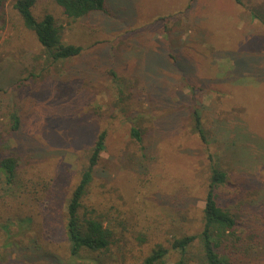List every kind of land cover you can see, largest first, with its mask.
Masks as SVG:
<instances>
[{
	"label": "rangeland",
	"instance_id": "1",
	"mask_svg": "<svg viewBox=\"0 0 264 264\" xmlns=\"http://www.w3.org/2000/svg\"><path fill=\"white\" fill-rule=\"evenodd\" d=\"M12 3L0 2V153L17 158L19 181L0 176V264H141L156 243L199 232L212 166L226 174L218 199L242 225V264H264V0H105L107 13L75 20L35 0L33 16L51 14L62 41L82 48L53 62ZM12 111L21 125L10 135ZM101 131L84 204L114 243L73 261L65 199ZM50 183L52 207L41 201ZM194 246L187 264H202Z\"/></svg>",
	"mask_w": 264,
	"mask_h": 264
},
{
	"label": "trees",
	"instance_id": "2",
	"mask_svg": "<svg viewBox=\"0 0 264 264\" xmlns=\"http://www.w3.org/2000/svg\"><path fill=\"white\" fill-rule=\"evenodd\" d=\"M236 1L240 2V0ZM34 2L35 0H13L12 8L18 14L23 27L34 35L46 57L53 62L80 55L82 51L80 46L62 41L61 28L51 14H45L39 20L33 16L31 9ZM54 2L62 9L63 14L72 20L87 17L93 13H107L105 0H54ZM262 25L264 28V23ZM193 119L196 131L203 135L197 111L193 113ZM20 125V115L13 111L9 113V134L19 131ZM130 136L136 143L142 144V135L138 129L132 127ZM105 139L106 131H101L96 136L87 165L65 199L62 232L67 252L73 261L81 259L82 255L104 253L114 243V233L104 225V220L94 208L88 209L84 204V197L92 181L94 169L100 154L105 149ZM17 173V158L8 150L2 151L0 153V176L4 182L14 186L16 181H19ZM225 178V172L219 167L210 168L199 232L172 235L167 239L168 246L156 243L142 258L141 264H164L170 253H176L179 256L174 264H187L188 254L195 247V243L199 248L202 264H242L243 254L248 255L249 253V248L243 246L242 237L237 233L242 225L233 214L224 208L216 195V189L225 182ZM57 196H60L57 187L52 183L44 184L41 198L44 205L52 207V204H58L60 197ZM58 221L60 219H57ZM40 237L44 238V232L40 233Z\"/></svg>",
	"mask_w": 264,
	"mask_h": 264
}]
</instances>
